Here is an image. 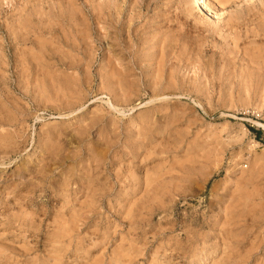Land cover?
Listing matches in <instances>:
<instances>
[{"label": "rangeland", "instance_id": "obj_1", "mask_svg": "<svg viewBox=\"0 0 264 264\" xmlns=\"http://www.w3.org/2000/svg\"><path fill=\"white\" fill-rule=\"evenodd\" d=\"M197 3L0 0V264H264V0Z\"/></svg>", "mask_w": 264, "mask_h": 264}, {"label": "bare ground", "instance_id": "obj_2", "mask_svg": "<svg viewBox=\"0 0 264 264\" xmlns=\"http://www.w3.org/2000/svg\"><path fill=\"white\" fill-rule=\"evenodd\" d=\"M219 1V4H221L222 3V1H220V0H218ZM197 2V1H196ZM221 2V3H220ZM226 2V1H225ZM218 4V3H217ZM223 4V3H222ZM115 6V5H114ZM197 6H199L202 10H205V11H207L209 14H210V12H211V10H210V8L208 7V4H207V0H198V3H197ZM220 6V5H219ZM116 7V6H115ZM221 7H222V5H221ZM119 8V7H118ZM194 9V8H193ZM115 11H117L116 10V8H115ZM215 13V12H214ZM215 17V16H214ZM142 43V42H141ZM262 47V46H261ZM262 49V48H261ZM263 52V51H262ZM249 54V53H248ZM250 58V57H249ZM253 58H255V57H253ZM260 59V61L262 60L261 59V57L259 58ZM113 60V59H112ZM253 60V59H252ZM259 61V60H258ZM257 61V62H258ZM259 61V62H260ZM103 62V61H102ZM109 62V61H108ZM110 62H111V60H110ZM252 62V61H251ZM256 62V61H255ZM254 62V63H255ZM264 62V61H263ZM106 63V62H105ZM262 63V62H261ZM251 64H253V63H251ZM257 64V63H256ZM111 69H113L112 67H111ZM252 70V69H251ZM247 71V70H246ZM114 72V71H113ZM114 78V77H113ZM112 78V79H113ZM114 80V79H113ZM111 81V80H110ZM74 101V100H73ZM257 124L258 125H260V126H262V128H264V125L263 124H261V123H258L257 122ZM10 132V131H9ZM14 132V131H13ZM9 134V133H8ZM18 134V133H17ZM3 136V135H2ZM55 138V137H54ZM2 139V138H1ZM14 143V142H13ZM6 144V143H5ZM1 145V144H0ZM7 146V145H6ZM63 146V145H62ZM60 148V147H59ZM86 149V148H85ZM61 158V157H60ZM133 159V158H132ZM61 185V184H60ZM92 189V188H91ZM89 205V204H88ZM72 213V212H71ZM73 215V214H72ZM77 215V214H76ZM75 217V216H74ZM74 219V218H73ZM75 220H76V218H75ZM71 221V220H70ZM73 222H74V220H73ZM67 223V225H68V222H66ZM70 224V223H69ZM71 224H72V221H71ZM76 224V223H75ZM64 225V224H63ZM70 226V225H69ZM71 227V226H70ZM71 230V229H70ZM64 231H66V230H64L63 229V231L62 232H64ZM68 231V230H67ZM69 233V232H68ZM66 234V233H65ZM70 235V234H69Z\"/></svg>", "mask_w": 264, "mask_h": 264}, {"label": "trees", "instance_id": "obj_3", "mask_svg": "<svg viewBox=\"0 0 264 264\" xmlns=\"http://www.w3.org/2000/svg\"><path fill=\"white\" fill-rule=\"evenodd\" d=\"M255 131V130H253ZM256 132V135H257V139L259 140V136L261 135V132L260 131H255Z\"/></svg>", "mask_w": 264, "mask_h": 264}]
</instances>
